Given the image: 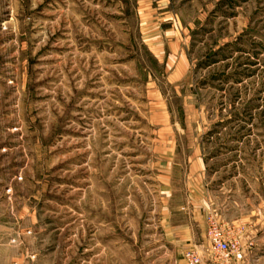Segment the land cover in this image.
<instances>
[{"label":"rangeland","instance_id":"rangeland-1","mask_svg":"<svg viewBox=\"0 0 264 264\" xmlns=\"http://www.w3.org/2000/svg\"><path fill=\"white\" fill-rule=\"evenodd\" d=\"M199 211L264 264V0H0V264H167Z\"/></svg>","mask_w":264,"mask_h":264},{"label":"built area","instance_id":"built-area-1","mask_svg":"<svg viewBox=\"0 0 264 264\" xmlns=\"http://www.w3.org/2000/svg\"><path fill=\"white\" fill-rule=\"evenodd\" d=\"M241 228L221 223L210 216L206 222L207 247L203 250L192 247L184 250L187 264H241L244 250L239 240Z\"/></svg>","mask_w":264,"mask_h":264},{"label":"crops","instance_id":"crops-1","mask_svg":"<svg viewBox=\"0 0 264 264\" xmlns=\"http://www.w3.org/2000/svg\"><path fill=\"white\" fill-rule=\"evenodd\" d=\"M201 205L204 204L200 200ZM204 206V205H203ZM199 211L198 214L189 217V221L177 224L168 223L167 226L162 227L163 243L167 249L165 263L167 264H187L182 259V251L191 247L203 250L207 247V240L203 228V216ZM195 220V222L192 221ZM185 219V218H184ZM200 223V224H196ZM242 264H246V260Z\"/></svg>","mask_w":264,"mask_h":264}]
</instances>
